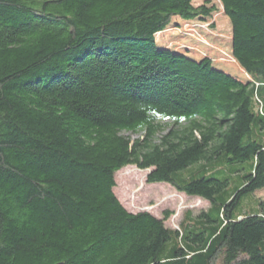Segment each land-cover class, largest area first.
<instances>
[{
  "label": "trees",
  "instance_id": "16d2710c",
  "mask_svg": "<svg viewBox=\"0 0 264 264\" xmlns=\"http://www.w3.org/2000/svg\"><path fill=\"white\" fill-rule=\"evenodd\" d=\"M221 2L250 80L157 41L215 6L0 0V264H264V0ZM128 165L209 207L129 211Z\"/></svg>",
  "mask_w": 264,
  "mask_h": 264
},
{
  "label": "rangeland",
  "instance_id": "374dc122",
  "mask_svg": "<svg viewBox=\"0 0 264 264\" xmlns=\"http://www.w3.org/2000/svg\"><path fill=\"white\" fill-rule=\"evenodd\" d=\"M194 3L215 6V10L209 16L194 20L175 16L171 24L156 36L159 45L183 52L197 60L210 57L220 70H226L243 81L250 80L249 73L233 58L232 22L225 14L221 0H194ZM161 121L172 123L168 118ZM137 135L132 134V137ZM148 172L149 169L128 165L115 173V191L129 211L148 210L164 216L165 211L171 210L173 213L166 222L172 227H178L186 209L190 208L198 213L209 207V201L202 197L188 196L167 182H148ZM255 194L264 198V188L257 190Z\"/></svg>",
  "mask_w": 264,
  "mask_h": 264
},
{
  "label": "water",
  "instance_id": "95a60500",
  "mask_svg": "<svg viewBox=\"0 0 264 264\" xmlns=\"http://www.w3.org/2000/svg\"><path fill=\"white\" fill-rule=\"evenodd\" d=\"M56 264V263H55ZM57 264H63L62 262H60V263H57Z\"/></svg>",
  "mask_w": 264,
  "mask_h": 264
}]
</instances>
